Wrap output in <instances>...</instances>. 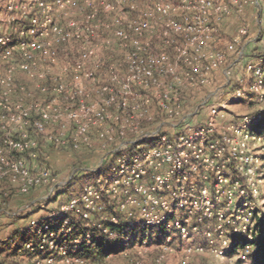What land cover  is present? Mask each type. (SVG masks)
<instances>
[{"label":"built area","instance_id":"1","mask_svg":"<svg viewBox=\"0 0 264 264\" xmlns=\"http://www.w3.org/2000/svg\"><path fill=\"white\" fill-rule=\"evenodd\" d=\"M25 1L29 10L36 7L42 11V18L38 20L36 16L26 15L28 23L19 30V40L14 44L2 31L0 23V58L15 53L23 58L20 68L28 72L41 70L44 66L46 69L41 72L45 79L48 70L45 64L54 61L51 56L55 57L58 48L61 47L63 52L67 45L80 39L81 46L69 59L74 78L76 73H81L78 69L86 71L90 65L93 40L105 36L108 45L122 50L124 63L118 66L125 76L132 73L123 81L119 91H114L108 81H100V94H104L106 105L94 117L96 121H116L107 127L106 132L111 135L108 143L103 144L111 146L106 157L109 164L104 165L103 160L98 164L99 169L106 166L108 174L97 177L95 183L86 185L55 212L45 214L41 224L35 217L29 219L31 237L22 246L30 264H108L110 256H128L130 250L133 253L150 247L156 253L146 260V264H167L173 248L181 253L178 261L182 264L190 255L205 249L217 258L234 251L235 244L227 236L228 230L232 234H246L254 229L251 199L257 196L258 183L263 179L260 176H264V154L260 157L253 155L249 147L252 139L263 142L264 139L262 135H249L248 126L260 116L244 117L237 124L225 126L219 125L216 120L219 113L211 109L208 120L198 121L195 126L191 123L184 125L192 114H181L179 105L183 100V84L205 83L195 64L190 60L187 62L188 49L200 57L199 53L209 46L213 37L209 17L213 15L214 20H220L221 16L230 13L229 6L237 0L228 3L225 0H149L143 17L136 19L123 13V4L118 6L121 8L118 10L120 17L114 21L118 38L112 40L103 31L108 25L99 24L94 8L95 3L108 0ZM80 1L88 11L84 16L85 23L91 21L94 29H81L82 24L78 21L61 25L54 20L53 8L61 12L58 16H64L62 11ZM109 5L107 3L104 7ZM18 7L23 8L22 3ZM100 25L101 29H97ZM246 34L247 29L241 28L228 44V50H234V45ZM40 38L42 43L38 41ZM155 40L159 48L153 46ZM33 51L38 56H31ZM173 55L177 60L180 58V63L191 64L188 72L182 69L178 71L180 74L177 73L178 64L177 60H172ZM223 55L220 51L210 53L207 58L211 60L205 63V68L217 69L224 61ZM100 67L103 68L104 63ZM249 68L253 81L248 90L257 91L264 84V68ZM86 75L90 78L93 73ZM112 76L111 79L120 85L122 80L119 82L115 74ZM54 80L57 90L63 97L67 96L64 103L69 102L72 92L75 94L78 89L72 91L70 84L59 82L58 76ZM10 81L8 75L0 82L8 86ZM135 84L140 89L133 87ZM17 86L16 89L21 88V85ZM145 90L154 93L148 95ZM244 91L245 86L236 88L233 95L240 97ZM155 94L160 96L157 102L161 111L158 114L160 123L155 120L157 114L147 108ZM7 95L0 98V202L13 193L9 185L14 186L21 196H26L33 187H44L48 197L57 185L55 178L44 168L30 171L25 160V156H35L30 132L44 131L47 114L41 111L40 118L32 121L29 111L21 104L17 105L21 109L16 111L9 107ZM58 108L61 105L53 110ZM76 129L72 137L59 135L49 137V141L56 145L70 141L74 147L84 141L88 144L87 127L80 129L78 126ZM5 179L6 187L3 185ZM0 210L5 211L4 208ZM214 235L228 238L217 245ZM106 242H112L113 249L101 256L97 246ZM245 248L247 252L250 245ZM132 256L136 264L145 261L140 255Z\"/></svg>","mask_w":264,"mask_h":264},{"label":"rangeland","instance_id":"2","mask_svg":"<svg viewBox=\"0 0 264 264\" xmlns=\"http://www.w3.org/2000/svg\"><path fill=\"white\" fill-rule=\"evenodd\" d=\"M228 1L225 0L226 3ZM12 3L13 8L11 7L10 9L9 7ZM21 3L23 8L18 7ZM107 3L110 5L104 7ZM123 4V13H126V15L128 13L129 16L136 19L139 16L143 17L144 10L149 6V0H123V2L119 0L118 2L116 0H108V2L95 3L94 8L98 15V18H96L99 24L104 23L105 25L106 23L108 25L103 28V31H106V35L109 36L110 40L118 38L115 35L117 27H115L114 21L120 17L118 10L121 8L118 6ZM83 6L84 4L80 1L74 7L66 8L62 11L64 16H58L61 12L55 10V8L52 9L51 13L55 17L54 20L61 25L78 21L82 24L81 29H87L92 26L91 21L87 24L85 23L84 16L88 14V11ZM229 9L230 13L221 16L220 20H214L213 15L209 17V23L214 30L212 33L213 37L209 46L205 47L199 53L200 57L198 54L192 52L190 48L187 51L189 56L186 59L187 62L190 60L191 64H195L194 66L197 67L198 73L201 78H204L205 83L194 86L182 85L181 94H183V100L179 105L180 112L183 115L188 113L192 114L184 121V125L191 123L192 126H195L196 122L205 121L211 109H216V113H219L216 117L219 125L223 124L225 126L237 124L244 117L251 118L259 114L260 119L264 115V84L257 91L248 90V85L253 81L252 69L249 67L261 66L264 68V0H237V3L230 5ZM178 10L180 11V9H177V13ZM24 12L26 13L25 15H23ZM210 12L212 13L213 11L210 10ZM42 14V11L37 10L36 7L35 9L29 10V4L25 0H0V23L2 25V31L13 44L19 40L17 36L19 30L22 29L23 25L28 23L26 15L36 16L38 20H41ZM241 28H246L247 34L234 45V50H228V44L232 42ZM97 29H101V25ZM42 38L37 40L42 43ZM107 40L105 36L93 40L94 45H90L91 49H94L92 52L93 55L90 57L91 63L87 66L86 71L78 69L77 71L81 70V73H76L74 78H72L73 75L71 72L73 67L69 65V59L76 54V49L80 45V39H77L71 45H67L63 52L61 47L60 49L58 48L55 57L51 56V59L54 61L45 64L48 66V70L45 72V79L41 72V70L45 71L46 68L44 66L41 70L37 71L32 69L28 72L29 70L24 71L19 66L23 59L21 56L13 53L7 58H0V81L2 79L5 81L8 75L11 79L10 85L8 84V86L0 82V98L4 97L7 93L9 107L16 111L21 109V107L18 108L17 106L21 104L23 108L29 111L32 121H37L40 118L39 114L41 111H44L48 117L43 123V132H30L29 137L35 145L32 151L35 156H25L27 166L30 171L42 168L47 169L52 177L55 178V183H57L53 194L48 197L45 196L47 195V190L44 187H33L26 196H21L16 193L14 186H8L13 193L6 198L4 197L2 199L3 201L0 202V209L4 208L7 212L0 210V216H6L17 221H25L17 226L16 231L5 232L2 235L3 237L0 238L2 264H30L29 257L23 251L22 246L24 241L31 237V230L28 228L29 219L35 217L38 219V223L41 224L45 214L55 212L60 205L65 204L70 199H66L67 196L70 194H73V196L79 194L86 185L95 183L97 177L108 174L106 173L108 170L105 169L106 166L104 165L109 164L107 161L108 158L106 157L111 146L105 147L103 144L108 143V136L111 135L106 132L107 127L112 123H116V121L110 119L96 121L94 117L95 113L101 112L103 105H106L103 98L104 94H100L102 91V82L100 81H108L114 91H119L123 81L132 73H127L125 76L126 73L124 74L123 69L118 66L124 63L122 61L124 60L123 52L117 47L108 45L106 43ZM153 46L160 47L157 40L153 42ZM212 51L222 52L224 54V61L217 69H206L205 63L211 60L207 56L210 53L213 54ZM33 55L38 56V53L33 51L31 52V56ZM173 56L174 58L172 60H177L175 59L176 56ZM179 59L176 61L178 64V67L175 68L177 73L182 69L188 72V66L191 67V64H182ZM101 63H104L103 68H99ZM94 66L95 68L93 69ZM9 69H11L10 72ZM89 72L93 73V76L90 78L86 75ZM63 74H67L66 78L63 77ZM113 74L120 79L119 82L122 80L120 85L111 79ZM56 76H58L59 82H63L62 84H70L72 91L78 89L77 93L75 92L73 94L72 92L69 102L65 101L64 103V100H67L65 98L67 96L63 97L62 92H59V89L57 90L54 80ZM50 80H52L51 84H47ZM17 85H21V88L16 89L18 87ZM244 86V95L240 97L233 95L234 89ZM133 87L140 89L139 85L136 84ZM67 88L69 89V87ZM145 91L148 95L154 93V91L150 90ZM156 94L153 100L149 102L150 106L147 108L151 113L155 112L157 114L155 120L160 123L161 116L159 117L158 114L161 111L160 106L157 105L160 96ZM57 103L61 105V108L55 111L53 109L59 107ZM123 114H125V111ZM171 120L167 119V121ZM256 121L248 126L249 135L254 137L257 136L255 133L258 131L254 127ZM156 123L154 125H159ZM78 126L80 129L87 127L86 141H88V144H85L84 141L79 143L77 147H74L70 145V141L67 142L68 144L61 145H56V143L49 141V137H57L59 135H63L64 138L74 136L77 131L76 127ZM261 135L264 139V131ZM128 138L130 139L131 137ZM250 142L251 145L249 148L253 155H257L258 157L262 156L264 154V142L256 141L255 139H252ZM102 160L104 165L99 169L98 164ZM260 177L263 179L258 183V194L251 199L253 217L254 213L264 217V176ZM6 180L3 181L4 187L7 185ZM41 205H43V208H41ZM255 221L254 219V225ZM23 229H27L26 232L21 231ZM262 233L264 234V231H261ZM256 235H258V232ZM13 236L14 238H12ZM214 236L217 237L216 235ZM227 236L235 244L234 251H230L227 255L225 254L223 257L217 258L209 250L205 249L202 252H196V254L190 255L186 263L183 262L182 264H251L250 256L254 248V245L251 243L255 239L253 231L246 234H232L228 230ZM227 236L215 238L217 245L222 243V241H226ZM247 244L250 245V249L245 252V245ZM155 251L151 247L150 249L141 248L140 250L133 251V253L130 250L129 252L131 254H127L128 256H124V254L110 256L108 258V264H136V261L132 260V255L142 256L145 261L142 260L143 262L141 264H146V260H149L156 253ZM14 253L15 255H13ZM90 254H93V252H90ZM16 255L18 256L16 257ZM168 256L170 262L167 264L181 263L178 259L182 255L174 248Z\"/></svg>","mask_w":264,"mask_h":264},{"label":"trees","instance_id":"3","mask_svg":"<svg viewBox=\"0 0 264 264\" xmlns=\"http://www.w3.org/2000/svg\"><path fill=\"white\" fill-rule=\"evenodd\" d=\"M252 94V93H251ZM248 94V95H251ZM256 131V135H261V133L264 131V115L256 121V124L254 125ZM62 196V195H60ZM73 196V194H70L66 197V199H69ZM257 213H254L253 220L255 219V225L253 229V235H255V239H253V252L250 256L251 264H264V234H261V231H264V217L256 215ZM258 232V235L256 233ZM99 249L98 254L101 256H104L107 251H110L113 249V243L112 242H106L103 244H99L97 246ZM15 255V253L13 254Z\"/></svg>","mask_w":264,"mask_h":264},{"label":"crops","instance_id":"4","mask_svg":"<svg viewBox=\"0 0 264 264\" xmlns=\"http://www.w3.org/2000/svg\"><path fill=\"white\" fill-rule=\"evenodd\" d=\"M25 220H14L11 218H8L6 216H0V238L3 237V233L8 232V231H16L17 226L21 223H23ZM26 223V222H25ZM25 225V224H22ZM6 236V235H5ZM17 250V248H16ZM18 255H16L17 257Z\"/></svg>","mask_w":264,"mask_h":264}]
</instances>
